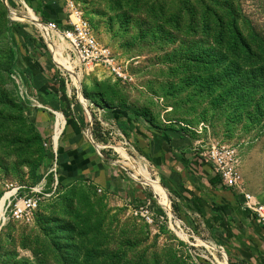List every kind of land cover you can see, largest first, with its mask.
I'll return each instance as SVG.
<instances>
[{
    "label": "rangeland",
    "instance_id": "374dc122",
    "mask_svg": "<svg viewBox=\"0 0 264 264\" xmlns=\"http://www.w3.org/2000/svg\"><path fill=\"white\" fill-rule=\"evenodd\" d=\"M37 1L43 17L0 0V203L40 199L4 204L0 264H264L245 205L264 207V0H73L128 81L75 66L43 31L68 0ZM217 143L237 151L234 188L204 173Z\"/></svg>",
    "mask_w": 264,
    "mask_h": 264
},
{
    "label": "built area",
    "instance_id": "2783aa9c",
    "mask_svg": "<svg viewBox=\"0 0 264 264\" xmlns=\"http://www.w3.org/2000/svg\"><path fill=\"white\" fill-rule=\"evenodd\" d=\"M68 16L64 27H60L57 22H50L48 29L56 32L67 44V50L77 63V67L87 73L88 69L105 70L110 76L117 80L128 81L130 75L122 72V62L116 54L106 46L96 42H89L84 34V28L80 21L81 9L73 0L67 2ZM205 166V174L211 178L218 175L221 181L228 188L239 185L240 173L238 171V154L234 148L221 144H212L206 152L198 153ZM10 193L9 199L5 202L7 207H13V213L26 214L36 210V203L40 199L39 194L23 197L19 202L14 203L16 198ZM12 199L13 201H10ZM245 205L255 214L259 222L264 225V207L256 204V199L250 193L245 194ZM6 207V206H5ZM6 212V210H5Z\"/></svg>",
    "mask_w": 264,
    "mask_h": 264
},
{
    "label": "bare ground",
    "instance_id": "6f19581e",
    "mask_svg": "<svg viewBox=\"0 0 264 264\" xmlns=\"http://www.w3.org/2000/svg\"><path fill=\"white\" fill-rule=\"evenodd\" d=\"M36 20H37V19H36ZM80 21H81V23H82V27L84 28V34H85L86 38L88 39V41H89V42H96V37H95V35H94V32H93V29H92V26H91L90 22H89L86 18H84V17L82 16V14H80ZM37 25H38V24H37ZM43 31H44V33L46 34L45 36H47V38H48V42L51 44V41H50V39H49L50 36L48 35L49 32H50V30L48 29L47 26H46V27L43 26ZM51 32H52V31H51ZM57 36H58L61 40H63V39L61 38V36H59L58 34H57ZM58 41H59V40H58ZM63 41H64V40H63ZM53 42H54V41H53ZM64 42H65V41H64ZM65 43H66V42H65ZM54 46H56V47H54ZM54 46H52V47H53L52 49H54V53H55V52H56V53H60V52H62V50H64V49H63V44H62V43H57V42L55 41ZM61 61H62V59H61ZM72 62H73V64H74L75 66H77V63H76L74 60H72ZM88 70H91V69H88ZM65 124H66V121H65L63 115H62L61 113H57V115L55 116V131H54V138H53L55 148H56L57 142H58V140H59V138H60V135H61V133H62L64 127H65ZM130 166H131L134 170H136L137 173H139V175H142V176L145 177L146 179L151 180V176H150L149 172L147 171V169H146V167H145L144 165H139V167H134V166H132V165H130ZM152 184H153V187L155 188V190H156L157 192H161V189H162V188H160V187L158 186V184H156L155 182H153V180H152ZM8 197H9V195H6L5 198H4V199L1 201V203H0V231H1V228H2L1 225H2V223L5 221V220H4V204H5V202L7 201ZM162 202L166 205V207H169V206H170V204H169V202H168V200H167V198H166L165 196L162 197ZM37 205H38V201H37V203H36V208H37ZM18 215L25 216L26 214L15 213V216H16V217H18Z\"/></svg>",
    "mask_w": 264,
    "mask_h": 264
},
{
    "label": "trees",
    "instance_id": "16d2710c",
    "mask_svg": "<svg viewBox=\"0 0 264 264\" xmlns=\"http://www.w3.org/2000/svg\"><path fill=\"white\" fill-rule=\"evenodd\" d=\"M27 1V3L29 4V6L34 9V12L35 14L38 15V17H43V14H44V8H43V5L41 4L40 1H37L35 0V5L33 4L32 0H25ZM67 22V18L64 19V20H57V23L59 24L60 27H64V25L66 24ZM65 147V145H64ZM204 165V164H203ZM205 166V165H204ZM209 183L212 185V186H217V185H221L223 186V182L221 181V178L218 176V175H214L213 177H211L209 179ZM224 187H226L224 185ZM191 199V202L192 204L194 205L196 211L199 213V214H202L203 213V206H202V202H201V199L198 197V196H195V195H191L190 197ZM137 206H140V203L139 204H136Z\"/></svg>",
    "mask_w": 264,
    "mask_h": 264
}]
</instances>
